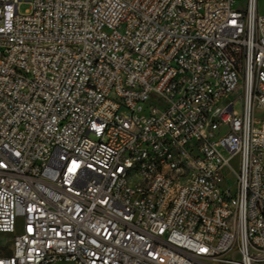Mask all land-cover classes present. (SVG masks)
Masks as SVG:
<instances>
[{"label":"built area","instance_id":"obj_1","mask_svg":"<svg viewBox=\"0 0 264 264\" xmlns=\"http://www.w3.org/2000/svg\"><path fill=\"white\" fill-rule=\"evenodd\" d=\"M244 2L0 0V264H264Z\"/></svg>","mask_w":264,"mask_h":264},{"label":"rangeland","instance_id":"obj_2","mask_svg":"<svg viewBox=\"0 0 264 264\" xmlns=\"http://www.w3.org/2000/svg\"><path fill=\"white\" fill-rule=\"evenodd\" d=\"M24 1V0H23ZM260 1V6H263V0H259ZM30 6L29 3L27 2H23V4L21 5V11H25L26 9H28ZM238 6L245 8V2L244 0H238ZM237 95H239L237 92L231 93V99H234V108L237 110H241L242 108V100L241 98L237 97ZM263 115V111L256 107L255 108V116L260 119ZM231 164L237 168V156L234 157L231 160ZM229 181L232 183L234 181V177L230 176ZM21 228L20 225H18V229ZM12 240H13V234L11 233H7V232H0V253L2 254H8L11 252V246H12Z\"/></svg>","mask_w":264,"mask_h":264}]
</instances>
